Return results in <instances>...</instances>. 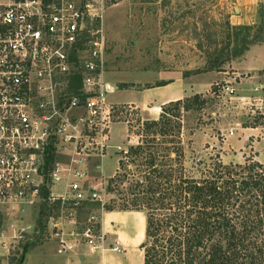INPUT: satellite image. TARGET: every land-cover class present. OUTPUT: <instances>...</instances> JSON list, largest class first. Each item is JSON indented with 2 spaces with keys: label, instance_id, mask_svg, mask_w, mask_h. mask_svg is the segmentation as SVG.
<instances>
[{
  "label": "rangeland",
  "instance_id": "rangeland-1",
  "mask_svg": "<svg viewBox=\"0 0 264 264\" xmlns=\"http://www.w3.org/2000/svg\"><path fill=\"white\" fill-rule=\"evenodd\" d=\"M104 5L103 20L90 23L88 31L90 34L99 32V38L101 35L104 37V80L115 87L114 95L107 97L108 103L117 104L120 108L131 106L133 111L118 114L111 125L104 157L89 158L83 167L85 176L81 180L82 185L100 199L89 200L78 207L60 205V202H48L46 205L48 196H43L45 190L57 196L67 192L64 184L57 183L49 190L42 189L41 200L33 206L17 204L2 208L0 264H18L25 245L37 246L51 240L48 230L50 218L65 216L77 221L81 227L89 225L92 220L99 227L100 234L105 236L106 249L110 246L119 248L120 253L105 251L102 254L104 262L144 264L140 246L146 239V211H122L131 201L122 199L117 187L110 186L109 180L119 168L121 152L145 139L146 127L160 119L162 110L159 116L157 113L153 116L148 112L149 108L130 103L135 99L133 92H119L122 86L127 90L131 87L153 88L178 74L202 85L201 93L197 95L206 104L200 107L195 103L189 112H181L179 121L174 120L179 126L175 134L180 133L185 152L184 165L191 175L202 177L204 164L220 161L226 167L232 166L233 175L237 174L233 179H238L242 175L239 167L246 166L254 157L251 143L246 141L242 145L241 139L245 137H241V131H237L235 137H228L231 122L243 121V117L218 106L212 91L215 84L233 79L238 86L242 85L241 96H247L254 83L264 75V3L258 1V11L251 25H244L242 19L231 21V16L237 15L242 5L235 0H105ZM88 38H91L90 35ZM77 92L72 90L73 96ZM67 94L63 88L59 89L57 97L60 106L63 104L61 97ZM81 115L82 111L77 108L68 114L74 126L78 125ZM60 121L54 124L55 128ZM59 147L60 142L54 148L56 161L64 164L68 157L60 152L72 153L73 149ZM255 148L262 150L258 144ZM257 158L262 160L260 154ZM200 164H203L201 168ZM129 170L133 172L135 167L132 165ZM130 183V180L125 183L124 190L130 191ZM253 193L247 195L244 203L251 210L247 209L250 220H260ZM261 229L264 230V224ZM19 234L23 238H19ZM128 234H134V237L131 253L126 256L128 252L117 240ZM30 254L28 264H36L35 255ZM115 254L122 260L115 262L112 258Z\"/></svg>",
  "mask_w": 264,
  "mask_h": 264
},
{
  "label": "built area",
  "instance_id": "built-area-1",
  "mask_svg": "<svg viewBox=\"0 0 264 264\" xmlns=\"http://www.w3.org/2000/svg\"><path fill=\"white\" fill-rule=\"evenodd\" d=\"M104 4L105 0H0V212L17 204L33 206L41 200L42 189L57 183L67 192L57 196L49 190L44 200L51 204L78 207L100 199L82 185L83 167L89 158L104 157L118 114L133 111L131 106L108 103L115 87L104 80V37L88 31L90 23L103 20ZM75 77L80 86L73 96ZM260 78L247 96H241L242 85L232 79L215 84L212 97L218 106L243 117L231 122L228 137L242 131L254 149L248 165H260L263 174L264 75ZM62 88L68 94L61 97L60 106L57 95ZM75 108L82 111L76 126L68 116ZM58 142L59 149L69 146L73 151L60 152L68 157L61 164L53 150L54 160L46 170L49 151ZM48 230L59 255L79 245L92 253L121 252L112 246L106 249L105 236L92 220L81 227L66 216L50 218Z\"/></svg>",
  "mask_w": 264,
  "mask_h": 264
},
{
  "label": "trees",
  "instance_id": "trees-1",
  "mask_svg": "<svg viewBox=\"0 0 264 264\" xmlns=\"http://www.w3.org/2000/svg\"><path fill=\"white\" fill-rule=\"evenodd\" d=\"M74 81L72 90L77 92L80 78ZM195 103L202 107L206 101L195 95L162 106L160 119L146 127L145 139L121 152L109 184L117 187L122 199L131 201L122 211H146V239L140 246L144 264H264V169L261 174L260 165L247 164L233 179L237 174L233 175L232 166L217 161L204 164L202 177L191 175L174 120L179 121L181 112H189ZM53 150L46 170L54 160ZM129 180L128 192L124 186ZM251 192L260 220H250L247 214L244 199ZM35 246L23 247L18 264Z\"/></svg>",
  "mask_w": 264,
  "mask_h": 264
},
{
  "label": "crops",
  "instance_id": "crops-1",
  "mask_svg": "<svg viewBox=\"0 0 264 264\" xmlns=\"http://www.w3.org/2000/svg\"><path fill=\"white\" fill-rule=\"evenodd\" d=\"M235 1L238 4L242 3V5H240L241 7L238 8L239 15L237 14L235 16H231V21L237 18L238 20L242 19L241 21L242 23H244V25H251L252 21L254 20V16L257 14L258 11V0ZM252 1L254 3V7H252L251 5ZM247 5L251 6L248 7ZM224 75L225 73H223V76ZM190 81L189 79L184 78L182 74H178L176 77H174V79L166 82L165 84H162V86L159 85L148 89L131 87L128 90L124 87L119 92H133L132 95L135 99L130 101V103L135 104L137 107L140 106L142 108H149L148 112L151 115L155 116L157 113V116H159V113H161L160 111L162 106H165L172 102L192 98L193 96L201 93V89L203 88L202 85L200 83L198 84L192 82V80ZM241 143L242 145H245L246 139L242 138ZM241 154H245V152H241ZM110 177H112V175ZM68 227L70 228V226ZM133 237L134 234H128L127 236L123 235L117 240L119 241L120 245H123L125 250L128 252L126 256L131 253V249L133 247ZM57 251V242L51 239L42 245H37L32 248L31 251H29V253L26 255V260L24 261V264H28V256L31 255L30 253H33L35 255L36 264H111L107 260L106 262H104L105 257L102 256L101 252L97 251L95 253H92L87 247L82 245H79L72 252H69L64 255H59ZM112 258L115 262L116 260H122V257L116 254Z\"/></svg>",
  "mask_w": 264,
  "mask_h": 264
}]
</instances>
